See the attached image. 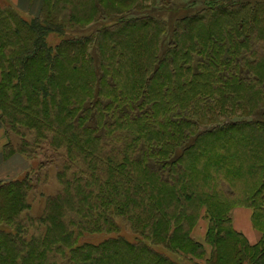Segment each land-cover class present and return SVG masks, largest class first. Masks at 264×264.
<instances>
[{"label":"rangeland","instance_id":"374dc122","mask_svg":"<svg viewBox=\"0 0 264 264\" xmlns=\"http://www.w3.org/2000/svg\"><path fill=\"white\" fill-rule=\"evenodd\" d=\"M174 1L172 6L191 7L186 13L189 18L195 14V11L199 12V0H189L186 3L183 0ZM169 3L170 0H138L137 3L132 1L123 8V16L119 19V0H46L44 14L40 13L42 5L39 14L42 15L40 20L51 13L56 16H71L74 19L72 23L77 25L78 30L75 33L67 30L61 36L50 34L46 38L48 46H62L58 49L56 60L62 73L53 82L56 87L62 88L60 89L62 94L68 91L70 102L75 99L81 100L79 106L85 109L89 118L88 124L97 127L100 143H112L113 148L122 147L125 143H134L130 149L136 146L146 150H156L163 146L166 155L151 157L147 160L150 166L167 162L168 154H171L172 158L174 155L175 158L178 157L176 151L178 146L185 145L188 149L192 146V150L183 159L186 185H191V189L186 186L189 191L184 193L182 203L177 206H173L174 201L167 198L164 209L161 211L160 208L162 214H155L154 225L161 220L163 231H167L168 234L180 226L185 236L201 242L203 236L195 233V229H199L197 226L200 222L206 224L204 233L218 220H223V226L229 227L231 205L249 203L245 195L246 189L251 188L249 190L254 191L258 186L254 181L264 177V165L261 171L254 173L252 169L254 158L264 156V143H260V134L253 135L251 139L242 138L241 141L231 139L216 141L212 135L208 137L203 135L242 125L244 119L249 120V115L242 118V108H247L252 113L256 104L258 106L263 104L264 95L262 92L260 96L257 94L253 98L246 95L245 92H248L249 88L254 90V87L260 85L252 84L254 82L251 81L252 76L248 81L241 80L240 76L237 77V73L233 75L215 65V61L226 65L225 58L229 55L217 47L214 51L210 50L211 45L206 40L215 27L222 29L225 21L210 22L209 25L206 21H201L188 23L185 26L186 23L179 22L183 14L169 13V9L172 8ZM218 4L223 5L222 2ZM136 5H139V8ZM0 7H8L27 22H31L33 18L15 9L8 0H0ZM168 24L170 28L167 27ZM257 45L254 49L251 48L254 55H251L247 48L235 49L237 51L230 61L236 60L237 69L247 63L250 64L254 58L255 64H264L262 40ZM159 53H163L164 56L160 57ZM170 58L172 63H169ZM163 60L165 62H161ZM198 62L210 63L209 69L203 70L200 66H196ZM186 66L191 68L185 70ZM192 68L202 74L198 77L192 76ZM221 70L223 71L219 75ZM217 76H221L227 82L221 85V82L217 81ZM189 80L191 83L187 84ZM249 83L252 87L247 88ZM215 84L220 85V90L212 94L210 89ZM166 87L169 89L164 92ZM237 89L243 91L244 98L241 100L243 107L234 105L226 112H218L214 109L218 107L214 100L223 96L230 98L233 103L237 102L236 99L239 98L235 96ZM252 90L250 92H253ZM203 92L209 95L206 101H200L204 99ZM246 98L257 101L248 105ZM190 100H195L192 110L185 107ZM221 103L229 104V100ZM262 110L264 111V108ZM119 117L129 125H119ZM132 117H135L136 121L132 120ZM262 119L264 121V117ZM128 120L135 123L127 122ZM252 125L259 124L252 123ZM239 129L241 130L242 127ZM1 130H4L5 134L3 124ZM246 131L248 130L242 133ZM4 139L8 142L6 135ZM10 139L16 147L14 142H17V138L11 135ZM261 139H264L263 135ZM195 143L200 146L202 153H197V148L193 145ZM216 143H223L220 144L222 148ZM42 147L46 156L55 155L46 144ZM37 153L39 155L40 151L37 150ZM23 155L30 163L29 168L23 175L19 174L15 180L26 177L30 180L33 187L28 196L30 209L23 214V217L27 215L34 219L43 214L48 197L64 192L61 191L62 187L56 179L58 169L51 166L43 172V175H37V165L40 160ZM122 156L125 154L122 153ZM57 164L60 166V160ZM258 173L260 175H255ZM138 181L143 183L140 193L161 189L154 179L142 172L138 173ZM222 187L227 188L222 190ZM240 188L245 189V192ZM89 191L91 194H87ZM113 191L115 187L108 184L98 193L83 189V192L77 193L70 191L71 194L64 198L60 219L64 221L73 216L82 223L79 228L71 226L70 239L74 240V243L97 245L119 237L129 242L142 238L139 233L144 226L136 215L119 217L116 202L110 198ZM261 193L264 194V189ZM153 194L156 201L161 200L159 191L155 190ZM188 194L191 196H187ZM177 202L178 200L175 204ZM158 205L156 203V206ZM174 214H179L176 218L177 223L173 220ZM165 219H167L166 227H164ZM33 224L27 227L28 231L42 236L44 227L39 226V223ZM178 229L175 233L181 234ZM214 248L221 256L223 254L229 257L232 253L231 248L221 241L218 244L216 242ZM155 250L166 251L163 248H155ZM173 258L181 260L175 256ZM119 264L146 263L140 260L135 263L131 255L119 253Z\"/></svg>","mask_w":264,"mask_h":264},{"label":"trees","instance_id":"16d2710c","mask_svg":"<svg viewBox=\"0 0 264 264\" xmlns=\"http://www.w3.org/2000/svg\"><path fill=\"white\" fill-rule=\"evenodd\" d=\"M132 1L138 2V0H119V19L123 16V8ZM188 1L183 0L185 3ZM174 2L170 0L169 6L172 8L169 9V13L183 14L179 22L186 23L185 26L188 23L201 21H206L208 25L210 22L225 21L222 29L215 27L206 40L211 45L210 50L214 51L217 47L229 55L225 58L226 65L213 59L215 65L233 75L237 73V77L240 76L241 80L248 81L252 76L251 81H254L252 84L260 85L254 87V90L249 88L248 92H245L246 95L252 98L257 94L260 96L261 92L264 95V64H255L254 58L250 64L247 63L237 69L236 60L230 61L237 51L235 49L247 48L250 54L254 55L251 48L254 49L260 40L264 44V0H199V12L193 9L195 14L190 18L186 13L191 7L172 6ZM219 2L223 5H219ZM107 5L109 7V4ZM139 5L136 6L139 8ZM45 6L46 0H43L40 12L42 15ZM108 7L106 8L109 9ZM41 16L39 14L31 18V22H27L8 7H0V113L8 139L1 154L9 156L18 152L40 160L37 165V175H43V172L51 166L55 167L58 169L56 179L64 193L59 192L48 197L43 214L33 219L27 215L23 217V214L30 209L28 196L33 187L29 178L0 182V264H119V253L131 255L135 263L140 260L146 264H264V194L261 193L264 189V177L254 181V184L258 185L254 191L247 188L245 192V189L240 188L245 192L249 203L231 205L230 208L232 211L233 208L242 206L253 211V227L261 233L256 245L250 246L241 234L233 230L231 216L229 227L223 226V220H218L213 227L209 226L202 243L185 236L180 226L168 234L167 231H163L161 220L154 225L155 214H162L167 198L174 201L173 206H177L182 203L184 193L189 191L186 188L187 177L184 176L183 159L192 150V146L190 149L185 145L178 146L176 147L178 157L175 158L174 155L172 158L171 154H168L167 162L150 166L147 160L151 157L166 155L163 146L156 150H146L136 146L130 149L134 143H125L124 146L117 148H113L112 143H100L97 127L88 124L86 111L79 106L81 100L75 99L70 102L68 91L62 94L60 92L62 88L56 87L53 82L62 73L60 65L56 64L57 52L62 46H48L46 38L50 34L61 36L67 30L75 33L78 30L77 25L72 23L74 19L71 16H56L51 13L40 20ZM167 27L170 28V25L168 24ZM238 33L242 35H237ZM163 51L167 52L164 49ZM159 56L163 57L164 54L159 53ZM171 60L172 58L169 59V63H172ZM197 64L196 66H200L203 70H208L210 63ZM179 68L181 69V65ZM188 68L191 67L186 66L185 70ZM192 71V76L198 77L202 74L200 71L195 72L193 68ZM217 78L221 85L227 82L221 76ZM190 83L191 80L187 82ZM212 86L210 93L220 90V85ZM237 86L240 88L238 84ZM248 87H252L251 84ZM168 89L166 87L164 92ZM251 90L253 92H250ZM236 92L235 96L239 97L236 99L238 104L223 96L214 100L218 104L214 109L218 112H226L234 105H242L243 91L237 89ZM203 95L204 99L200 101H206V97H209L205 92ZM226 100H229V104L221 103ZM194 101L190 100L189 104L185 105L186 109L192 110ZM245 101L249 105L257 100L246 98ZM263 108L264 102L261 106L256 104L252 113L247 108H242V118L249 115V120L244 119L242 125L202 135L203 137L212 135L216 141L219 139L241 141L242 138L251 139L253 135L260 134V143H264V139H261L262 135L264 138ZM134 118L132 117V120L136 121ZM132 120L127 122L134 124ZM252 123L259 125L251 126ZM123 124L129 125L119 117V125ZM245 130L248 131L243 134ZM11 135L17 138V142H14L16 147L12 144ZM41 144L42 146L46 144L55 155L46 156L43 147H40ZM216 144L222 148L220 144L223 143ZM193 145L197 148V153H202L198 144ZM37 150L40 151L39 155ZM122 153L125 156H122ZM58 160L60 166L57 164ZM263 165L264 156L254 158L253 172L261 171ZM139 172L158 183L161 189L155 190L161 193V200H155L153 194L155 190H151L152 193L150 190L140 193L143 183L138 181ZM108 184L115 187L110 198L116 202L119 217L136 215L144 226L139 233L143 239L129 242L119 237L97 245L85 243L77 245L70 239V229L71 226L79 228L82 223L73 216L64 221L60 219L64 198L71 194L70 191L77 193L83 192V189L98 193ZM221 184L226 185L224 182ZM190 186L187 187L191 189ZM226 188L222 187V190ZM156 203L159 205L156 206ZM178 216L179 214H174L175 223ZM33 223H39V226L44 227L42 236L28 231L27 227L33 226ZM166 223L167 219L164 220V227ZM176 229L181 234H176ZM220 241L231 248L232 253L229 257L223 254L221 256L216 252L214 246ZM155 248H163L168 253L157 251ZM174 256L181 260H175Z\"/></svg>","mask_w":264,"mask_h":264},{"label":"crops","instance_id":"0c3cea01","mask_svg":"<svg viewBox=\"0 0 264 264\" xmlns=\"http://www.w3.org/2000/svg\"><path fill=\"white\" fill-rule=\"evenodd\" d=\"M9 4L15 9L23 11L32 17L38 16L43 0H8ZM2 128L1 113H0V154L3 151L4 145L7 143L4 139V130ZM27 158L21 153L15 152L9 156H0V182L15 180L19 174L23 175L29 168ZM253 211L248 207L238 206L231 211V225L233 230L241 234L250 246L256 245L261 233L253 227L252 224ZM194 234V233H193ZM202 241L205 233L202 234ZM196 238V237H195ZM200 242L198 239H195ZM200 242V243H201Z\"/></svg>","mask_w":264,"mask_h":264},{"label":"bare ground","instance_id":"6f19581e","mask_svg":"<svg viewBox=\"0 0 264 264\" xmlns=\"http://www.w3.org/2000/svg\"><path fill=\"white\" fill-rule=\"evenodd\" d=\"M202 223H203V224H202ZM198 224H199V223H198ZM205 225H206V224H205L203 221H201V222H200V225L197 226V227H199V229H197V230L195 229V233H196V234H200V235L204 234V232H205ZM197 227H196V228H197Z\"/></svg>","mask_w":264,"mask_h":264}]
</instances>
